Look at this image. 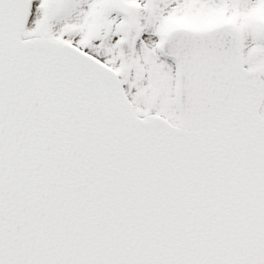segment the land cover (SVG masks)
<instances>
[{
    "label": "snow or ice",
    "instance_id": "snow-or-ice-1",
    "mask_svg": "<svg viewBox=\"0 0 264 264\" xmlns=\"http://www.w3.org/2000/svg\"><path fill=\"white\" fill-rule=\"evenodd\" d=\"M0 264H264V0H0Z\"/></svg>",
    "mask_w": 264,
    "mask_h": 264
}]
</instances>
